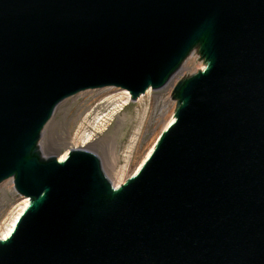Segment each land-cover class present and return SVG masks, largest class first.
I'll use <instances>...</instances> for the list:
<instances>
[{
    "label": "water",
    "instance_id": "1",
    "mask_svg": "<svg viewBox=\"0 0 264 264\" xmlns=\"http://www.w3.org/2000/svg\"><path fill=\"white\" fill-rule=\"evenodd\" d=\"M195 53L204 70L177 76L175 120L124 184L89 151L42 155L66 99L136 101ZM9 179L30 204L0 264H264V0H0Z\"/></svg>",
    "mask_w": 264,
    "mask_h": 264
},
{
    "label": "rangeland",
    "instance_id": "2",
    "mask_svg": "<svg viewBox=\"0 0 264 264\" xmlns=\"http://www.w3.org/2000/svg\"><path fill=\"white\" fill-rule=\"evenodd\" d=\"M198 57V53L192 54L179 73H176L162 90H150L152 100L144 106L136 102L124 106L121 102L118 104L121 106L119 109L116 108V103L103 100L95 102L96 100L91 97L76 99L71 97L63 101L62 107L54 112L52 119L43 130L42 155L59 159L77 147L75 139L78 133L84 136L91 135L92 140L88 145V151L100 159L102 169L112 185L114 183L121 185L135 173L149 149L164 130L163 126L156 125V118L160 112L167 110L169 105H173L169 115L174 116L176 101L171 97V91L177 81V76L186 70L205 68L204 61L197 59ZM196 73L197 71L187 73L186 77ZM123 97L126 98V95L121 92L118 99ZM148 108L151 112L154 111V116L152 122L144 126L134 117L140 110ZM101 116H104V121L98 125L99 129L96 132L97 125L92 128V124ZM22 198L16 193L11 180L0 185V235L10 220L19 212L23 203Z\"/></svg>",
    "mask_w": 264,
    "mask_h": 264
},
{
    "label": "bare ground",
    "instance_id": "3",
    "mask_svg": "<svg viewBox=\"0 0 264 264\" xmlns=\"http://www.w3.org/2000/svg\"><path fill=\"white\" fill-rule=\"evenodd\" d=\"M185 62H184V64H185ZM184 64H183V66H184ZM121 92L124 95H126V98L123 97L122 99L121 98L118 99V97H120ZM80 97H91L93 100H96L95 102L102 101V100L106 101V102L111 101L114 104L116 103V106H117L116 108H119V109H121V106L118 105L119 103L123 102L122 104L124 106L127 105L128 103H131L129 92L126 90H121V89L115 88V87H105V88H101V89L88 90V91L79 93L78 95L74 96L72 99H76V98H80ZM118 100H119V102H118ZM151 100H152V92L150 90H148L145 94L140 96L135 102L138 103L139 105L144 106V105L148 104L149 102H151ZM63 103L56 109V111H58L59 108L62 107ZM172 108H173V105H169V108L167 110H165V111L163 110L162 112H160V115H158L156 118L157 119L156 125L163 126V129H166L168 126H170L174 122L175 119H174L173 114L169 115ZM145 116H146V118H145ZM153 116H154V111L151 112V109L148 108V109L140 110V112L134 118L137 119L138 122L142 123L144 126H147L152 122ZM103 121H104V116L98 117L97 120H95V122L92 124V128L95 127V125H97L95 128L96 132H97L99 129L98 125L100 123H102ZM91 140H92L91 135L84 136V135H79V133H78V135L76 136V139H75V144H77V147H74V149L78 148V149L88 151V145L90 144ZM153 149H154V145L149 149V151L145 155L141 164L137 167L134 174H136L140 170V168L142 167L145 160L152 153ZM67 155L68 154L66 153L63 156H61L59 158V161H63L67 157ZM113 186L118 187V185L116 183H114ZM22 200H23V203H22V206H21L19 212L10 220L8 225L5 227V230L0 235V240L6 239L12 233L19 217L22 215L24 210L29 206L30 201L28 199L22 198Z\"/></svg>",
    "mask_w": 264,
    "mask_h": 264
}]
</instances>
